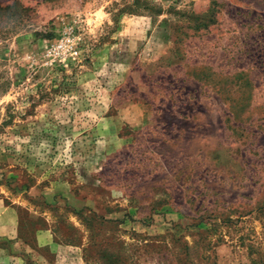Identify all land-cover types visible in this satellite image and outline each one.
Listing matches in <instances>:
<instances>
[{
	"label": "rangeland",
	"instance_id": "obj_1",
	"mask_svg": "<svg viewBox=\"0 0 264 264\" xmlns=\"http://www.w3.org/2000/svg\"><path fill=\"white\" fill-rule=\"evenodd\" d=\"M3 223L0 264H264V0H0Z\"/></svg>",
	"mask_w": 264,
	"mask_h": 264
},
{
	"label": "crops",
	"instance_id": "obj_2",
	"mask_svg": "<svg viewBox=\"0 0 264 264\" xmlns=\"http://www.w3.org/2000/svg\"><path fill=\"white\" fill-rule=\"evenodd\" d=\"M14 232V230L12 229H10V227L6 224H2L1 226H0V235H11L12 233Z\"/></svg>",
	"mask_w": 264,
	"mask_h": 264
},
{
	"label": "trees",
	"instance_id": "obj_3",
	"mask_svg": "<svg viewBox=\"0 0 264 264\" xmlns=\"http://www.w3.org/2000/svg\"><path fill=\"white\" fill-rule=\"evenodd\" d=\"M207 24H208V22H204V23H198L197 25H196V28H199L200 27V25H202L203 27H206L207 26Z\"/></svg>",
	"mask_w": 264,
	"mask_h": 264
}]
</instances>
